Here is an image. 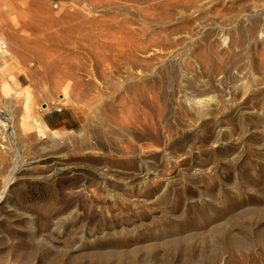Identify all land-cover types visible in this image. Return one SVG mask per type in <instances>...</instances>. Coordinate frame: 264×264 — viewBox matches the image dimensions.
<instances>
[{
    "label": "rangeland",
    "instance_id": "374dc122",
    "mask_svg": "<svg viewBox=\"0 0 264 264\" xmlns=\"http://www.w3.org/2000/svg\"><path fill=\"white\" fill-rule=\"evenodd\" d=\"M2 43L0 264H264V0H0Z\"/></svg>",
    "mask_w": 264,
    "mask_h": 264
},
{
    "label": "bare ground",
    "instance_id": "6f19581e",
    "mask_svg": "<svg viewBox=\"0 0 264 264\" xmlns=\"http://www.w3.org/2000/svg\"><path fill=\"white\" fill-rule=\"evenodd\" d=\"M141 2H150L151 3V1L153 2V0H140ZM199 2V1H198ZM195 6V5H194ZM201 7V6H200ZM200 7H198V9H200ZM245 38V37H244ZM243 38V39H244ZM240 41V40H239ZM238 42V41H237ZM241 42V41H240ZM239 42V44L241 45L242 44V42L240 43ZM242 46V45H241ZM5 47H7L6 45H5ZM203 57V56H202ZM211 57V56H210ZM209 57H207V59H208ZM203 60H205L204 58H203ZM214 61V60H213ZM204 62V61H203ZM209 62V61H208ZM206 63V65H209V63ZM223 62V61H222ZM128 63V62H127ZM219 65V64H218ZM217 65V66H218ZM222 65V64H221ZM221 67V66H220ZM189 68V67H188ZM205 68V67H204ZM223 68V67H222ZM229 68V67H228ZM227 68V69H228ZM220 70V69H219ZM183 71V70H182ZM211 71H212V69H211ZM68 73H70L69 71H67ZM206 72V71H205ZM209 72V71H208ZM211 73V72H210ZM209 74V73H208ZM66 75V74H65ZM197 75V74H196ZM68 76H69V74H68ZM193 76V75H192ZM195 76V75H194ZM208 77H209V75H207ZM63 77V76H62ZM70 77V76H69ZM199 77V76H198ZM61 79V78H60ZM63 79V78H62ZM184 80V79H183ZM55 83H56V81H55ZM191 85V84H190ZM181 88V87H180ZM198 89V88H197ZM190 93V92H189ZM188 93V94H189ZM200 93V92H199ZM191 97V96H190ZM194 99V98H193ZM196 99V98H195ZM197 100V99H196ZM207 100V99H206ZM205 100V101H206ZM211 100V99H210ZM209 100V101H210ZM190 103H192V102H190ZM205 103H208V102H205ZM211 104V103H210ZM183 105V104H182ZM205 104L203 103V101H199V100H197V101H193V107H197V108H199L200 109V111H198V113L200 112L201 114H200V116H203L204 114H206L207 112H208V108H206L205 106H204ZM209 105V104H208ZM213 105V104H212ZM211 105V106H212ZM190 108V107H189ZM210 109H211V107H210ZM223 109V108H222ZM192 110V109H191ZM193 110H195V109H193ZM210 113V112H209ZM194 114H196V111H195V113ZM97 117H99V116H97ZM204 117V116H203ZM96 121V120H95ZM104 123V122H103ZM100 124V123H99ZM101 125V124H100ZM33 126H36V128H41V129H49L48 127H47V125L44 123V121L43 120H41V119H38V120H35V123H34V125ZM100 128V127H99ZM104 129V128H103ZM38 131V130H37ZM96 131V130H95ZM45 132V131H44ZM46 133V135H48V136H50L51 134L50 133H48V131H46L45 132ZM44 133V134H45ZM43 134V135H44ZM1 136V135H0ZM13 136V135H12ZM11 136V137H12ZM41 137H42V135H41ZM101 137V136H100ZM43 138H44V136H43ZM47 138V137H46ZM109 138V137H108ZM10 139V138H9ZM105 139V138H104ZM106 140V139H105ZM10 141V140H9ZM50 141V140H49ZM54 142L55 141H53L52 143L54 144ZM50 143V142H49ZM2 144V143H1ZM0 144V145H1ZM2 146V145H1ZM1 149V148H0ZM2 150V149H1ZM134 150V149H133ZM8 151H10V150H7V152H5L4 151V154H8ZM11 151H13V150H11ZM75 151H77V149L75 150ZM126 151V150H125ZM135 151V150H134ZM134 151H133V153H134ZM114 152V151H113ZM123 152V151H122ZM142 152V151H141ZM13 153V152H12ZM126 153H127V151H126ZM125 152L123 153V154H126ZM137 153V152H136ZM10 154V153H9ZM8 154V155H9ZM143 154V153H142ZM1 155V154H0ZM14 158V157H13ZM13 158H12V160H9L10 162L9 163H11V171L9 170V175L7 176V174L5 175V176H7V179H6V181L5 182H3L2 181V183L3 184H0V185H2V186H0L1 187V190H0V201L2 200V197L7 193V191H8V188L10 187V184H11V182H12V179L14 178V176L15 175H17L18 173H19V171H20V169L21 168H19V167H17L18 165L16 164V162H14L13 161ZM2 159V158H1ZM3 160H4V158H3ZM8 160V159H7ZM16 161V160H15ZM18 161V160H17ZM10 165V164H9ZM46 219H47V216L45 217V221H46ZM44 220V219H43ZM44 221V222H45ZM47 221H48V219H47ZM46 221V222H47ZM49 222V221H48ZM47 224V223H46ZM49 225V224H48ZM48 250V249H47ZM77 252V251H76ZM132 252V251H131ZM136 252V251H135ZM81 253V252H80ZM126 253V252H125ZM21 254V253H20ZM78 258V257H77ZM76 257H75V259H77ZM29 259V258H28ZM25 260V259H24ZM23 260V261H24ZM30 260V259H29ZM25 264V263H24Z\"/></svg>",
    "mask_w": 264,
    "mask_h": 264
},
{
    "label": "crops",
    "instance_id": "0c3cea01",
    "mask_svg": "<svg viewBox=\"0 0 264 264\" xmlns=\"http://www.w3.org/2000/svg\"><path fill=\"white\" fill-rule=\"evenodd\" d=\"M51 117H53V119ZM42 119L44 123L49 127H60L69 123L67 117L61 112L53 114L51 113V115H49V113L44 114Z\"/></svg>",
    "mask_w": 264,
    "mask_h": 264
},
{
    "label": "built area",
    "instance_id": "2783aa9c",
    "mask_svg": "<svg viewBox=\"0 0 264 264\" xmlns=\"http://www.w3.org/2000/svg\"><path fill=\"white\" fill-rule=\"evenodd\" d=\"M2 49H5V44H0V51L2 50Z\"/></svg>",
    "mask_w": 264,
    "mask_h": 264
}]
</instances>
